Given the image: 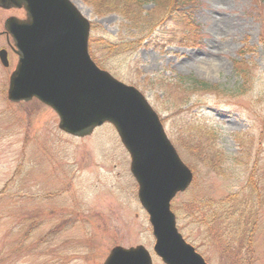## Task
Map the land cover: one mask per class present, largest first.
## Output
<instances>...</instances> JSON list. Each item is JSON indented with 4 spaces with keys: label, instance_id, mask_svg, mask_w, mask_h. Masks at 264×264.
<instances>
[{
    "label": "rangeland",
    "instance_id": "1",
    "mask_svg": "<svg viewBox=\"0 0 264 264\" xmlns=\"http://www.w3.org/2000/svg\"><path fill=\"white\" fill-rule=\"evenodd\" d=\"M69 1L90 24L89 57L145 97L192 172L170 202L183 240L206 264H264V0H193L185 19L166 16L140 36L116 12ZM8 55L9 66L0 64V264H103L113 248L137 246L163 264L113 126L79 139L60 132L37 100L8 102L17 63Z\"/></svg>",
    "mask_w": 264,
    "mask_h": 264
},
{
    "label": "water",
    "instance_id": "2",
    "mask_svg": "<svg viewBox=\"0 0 264 264\" xmlns=\"http://www.w3.org/2000/svg\"><path fill=\"white\" fill-rule=\"evenodd\" d=\"M18 8L25 19L7 18L5 29L17 56L6 98L32 99L58 117V129L73 137L89 136L108 123L130 158L137 198L148 216L154 254L163 264H206L187 244L175 224L170 202L192 182V172L178 158L159 117L133 86L96 67L89 57L90 24L69 0H0ZM0 50V63L8 65ZM103 264H152L142 247L113 248Z\"/></svg>",
    "mask_w": 264,
    "mask_h": 264
},
{
    "label": "trees",
    "instance_id": "3",
    "mask_svg": "<svg viewBox=\"0 0 264 264\" xmlns=\"http://www.w3.org/2000/svg\"><path fill=\"white\" fill-rule=\"evenodd\" d=\"M85 3L92 5L98 12L112 11L120 15L126 23L125 26L131 30H138V36L141 34H149L151 28L157 25L164 17L184 18V14L192 9L195 2L193 0H83ZM145 3L153 5L152 11H144L142 6ZM186 7H189V9ZM148 21L147 25H142V21ZM180 21V20H179ZM183 23V21H180ZM188 26V25H187ZM137 35H133L136 37ZM239 65V64H238ZM239 71V66L236 67ZM182 82H191L189 87L195 91H214V87L206 83L182 79ZM189 87H187L189 89ZM216 91V90H215ZM234 241L236 239L234 238ZM250 247L247 245L246 255H249Z\"/></svg>",
    "mask_w": 264,
    "mask_h": 264
},
{
    "label": "flooded vegetation",
    "instance_id": "4",
    "mask_svg": "<svg viewBox=\"0 0 264 264\" xmlns=\"http://www.w3.org/2000/svg\"><path fill=\"white\" fill-rule=\"evenodd\" d=\"M25 17V13L23 11V9H18V8H1L0 7V36H4L5 37V41L8 47V50L6 49L5 51L7 52V60H9V52H13L11 49V39L9 38V32L5 29V22L7 20V18H16L18 20H23ZM3 49V48H2ZM0 49V50H2ZM9 66V61H8V65L6 67Z\"/></svg>",
    "mask_w": 264,
    "mask_h": 264
},
{
    "label": "bare ground",
    "instance_id": "5",
    "mask_svg": "<svg viewBox=\"0 0 264 264\" xmlns=\"http://www.w3.org/2000/svg\"><path fill=\"white\" fill-rule=\"evenodd\" d=\"M221 31H224L223 29H221Z\"/></svg>",
    "mask_w": 264,
    "mask_h": 264
}]
</instances>
